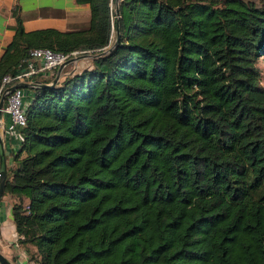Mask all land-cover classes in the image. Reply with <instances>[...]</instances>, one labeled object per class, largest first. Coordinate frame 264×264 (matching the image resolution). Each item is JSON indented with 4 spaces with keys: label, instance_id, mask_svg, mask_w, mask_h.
Wrapping results in <instances>:
<instances>
[{
    "label": "trees",
    "instance_id": "16d2710c",
    "mask_svg": "<svg viewBox=\"0 0 264 264\" xmlns=\"http://www.w3.org/2000/svg\"><path fill=\"white\" fill-rule=\"evenodd\" d=\"M258 1L89 0L86 26L29 32L14 5L0 88L119 26L25 107L4 196L29 264H264Z\"/></svg>",
    "mask_w": 264,
    "mask_h": 264
},
{
    "label": "crops",
    "instance_id": "0c3cea01",
    "mask_svg": "<svg viewBox=\"0 0 264 264\" xmlns=\"http://www.w3.org/2000/svg\"><path fill=\"white\" fill-rule=\"evenodd\" d=\"M15 4L20 7L23 26L28 32L44 28L69 31L86 26L90 20L89 0H0V58L6 46L13 39V27L16 21L12 9ZM90 67H92V63ZM63 70L59 80L70 74ZM47 77H50L49 74L44 73L35 76L34 79ZM22 89L24 90V101L29 103L34 95V90ZM10 123V115L3 112L0 132L4 140L7 167L12 163L11 152L19 148L21 140L18 128L11 133L6 131ZM11 204V199L3 196L0 202V253L11 264H29L26 252L16 242L17 236L12 221Z\"/></svg>",
    "mask_w": 264,
    "mask_h": 264
},
{
    "label": "built area",
    "instance_id": "2783aa9c",
    "mask_svg": "<svg viewBox=\"0 0 264 264\" xmlns=\"http://www.w3.org/2000/svg\"><path fill=\"white\" fill-rule=\"evenodd\" d=\"M76 55H79V53L73 52L71 54H65L48 48L31 50L25 62V71L16 75H6L3 77L0 95L6 88L13 84L22 81L34 82L36 80L34 77L40 74L47 73L49 76H54L60 65ZM26 105L27 103L24 101V90L22 88L15 89L8 95L3 107V112L8 113L11 118V123L6 128L8 133L24 125V111Z\"/></svg>",
    "mask_w": 264,
    "mask_h": 264
},
{
    "label": "water",
    "instance_id": "95a60500",
    "mask_svg": "<svg viewBox=\"0 0 264 264\" xmlns=\"http://www.w3.org/2000/svg\"><path fill=\"white\" fill-rule=\"evenodd\" d=\"M116 1L118 3V1H120V0H116ZM115 14H116V16H118V14H119L118 6L115 9ZM116 32H117L116 39H115L113 46L116 45L118 43V40H119V26H118V24H117ZM112 47H110L108 50H105L102 53H96V54L82 53V54H79V55H76V56L69 58L62 65L59 66V68L56 70L55 75H54V77L50 83H43V82L38 81V80H35L34 82L22 81V82L13 84L12 86L6 88L2 92V94L0 95V127L2 126L3 107H4V104L6 102L8 95L12 91H14L15 89H18V88H30V89L35 90V89L43 88V87H53L57 84V82L61 76L62 70L64 69L65 66H67L70 63L77 62L78 60H81L83 58H91V59L97 58L101 54L110 51ZM6 177H7V160H6L4 140H3L1 132H0V202L4 196ZM0 264H11V263L0 253Z\"/></svg>",
    "mask_w": 264,
    "mask_h": 264
},
{
    "label": "rangeland",
    "instance_id": "374dc122",
    "mask_svg": "<svg viewBox=\"0 0 264 264\" xmlns=\"http://www.w3.org/2000/svg\"><path fill=\"white\" fill-rule=\"evenodd\" d=\"M258 1V0H253ZM259 2V1H258ZM80 61V62H79ZM91 58H83L81 60H78L76 63H70L67 66L64 67L63 72H70L72 73H78L79 71H82L84 68H88L91 65ZM258 65L261 69L262 77H261V85L264 86V57L260 58L258 61ZM77 66V68H74Z\"/></svg>",
    "mask_w": 264,
    "mask_h": 264
}]
</instances>
